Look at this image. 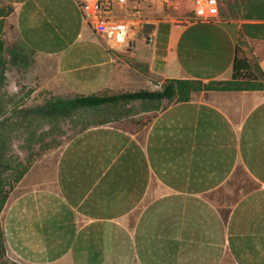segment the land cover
<instances>
[{
    "label": "crops",
    "instance_id": "crops-1",
    "mask_svg": "<svg viewBox=\"0 0 264 264\" xmlns=\"http://www.w3.org/2000/svg\"><path fill=\"white\" fill-rule=\"evenodd\" d=\"M0 3L39 77L68 99L145 89V77L228 80L239 46L264 71V26H244L264 19L159 4L116 44L76 0ZM36 165L1 212L20 264H264V89L196 92L134 132L91 126Z\"/></svg>",
    "mask_w": 264,
    "mask_h": 264
},
{
    "label": "trees",
    "instance_id": "trees-1",
    "mask_svg": "<svg viewBox=\"0 0 264 264\" xmlns=\"http://www.w3.org/2000/svg\"><path fill=\"white\" fill-rule=\"evenodd\" d=\"M13 12L14 7L12 5L7 4L0 7V19H3L5 16H10ZM227 12L231 18L263 20L264 0H227ZM246 25H252L256 28L264 26L262 23L244 24L245 27ZM21 47L26 49L24 45H21ZM0 65L3 69L0 73V84H2L4 71L6 70V65L2 58H0ZM263 89V69L257 60L250 59L239 46L237 47L233 62L231 79L209 82H203L198 79H167L161 84V87L156 89L122 90L117 93L105 95H77L71 99L51 101L50 105H48L49 113L40 117L39 120H36V116H38L36 113L25 111H22L21 117H17V119L12 117L17 111L10 110V106L7 109V104L11 105L13 99L0 95V143L4 146L0 158V212L9 199V194H3L2 191L4 183H6L5 178L7 182L8 179L14 178V183L16 184L29 169V166L25 165L23 168L18 169L21 165L20 162L5 159V155L11 150L10 143L15 128L22 129L27 133L26 141L29 147L32 146L31 144L33 142L42 140L44 136L59 131L60 121L62 119H70L71 124L75 128H79L77 133L91 126L102 124H113L122 129L134 132L148 125L161 110L173 102L188 101L196 92ZM131 103L134 105L137 104L138 107L127 108L126 106ZM139 112L147 114L135 118L133 113L136 114ZM43 123L49 124L50 129L38 134L37 128ZM8 169H16L13 178L11 177L12 175H8L7 177L2 176ZM7 251L4 231L0 220V256H4ZM0 264L7 263L0 261Z\"/></svg>",
    "mask_w": 264,
    "mask_h": 264
},
{
    "label": "rangeland",
    "instance_id": "rangeland-1",
    "mask_svg": "<svg viewBox=\"0 0 264 264\" xmlns=\"http://www.w3.org/2000/svg\"><path fill=\"white\" fill-rule=\"evenodd\" d=\"M77 5L80 9L78 3ZM2 6L4 5L0 3V7ZM170 7L179 12H184L185 10L190 11L193 8V0H171ZM219 16L229 18L227 12V0H220ZM14 22L15 16H5L3 19H0V58H2L6 65V70L3 75V83L0 84V95H2V97L5 96L6 98L8 97L13 99L11 105L7 104V109L10 106V110L17 111L16 114L12 115V117L17 119V117H21L22 111H25L36 113L38 115L36 116V120H39L40 117L49 113L48 105H50L51 101L68 99L70 98V95L60 86L49 85L46 83L43 76L42 78L39 77L31 53L28 50L23 49L18 41L17 30L12 26ZM2 70V66L0 65V73ZM146 80L147 77H145L144 82V85L146 86L145 89L158 88V85ZM129 84L131 86L129 85L125 90H139L142 87L139 83ZM135 106L138 107L137 104L134 105L131 103L126 107L135 108ZM144 114L147 113H133V116L135 118H139ZM37 129L38 134H40L46 130L48 131L50 129V125L43 123ZM78 129V127L75 128V126L71 124L70 119H62L60 121L59 131L54 134L50 133L44 136L42 140L33 142L31 144L32 146L29 147L26 141L27 133L22 129L15 128L10 143L11 150L7 152L5 159L8 161L14 160V162H20L21 165L18 169L23 168L24 165L29 166V169L23 175L22 179L28 173L29 178V176L31 177L33 174V171L31 170H34L33 168H35V165L39 164V162L42 161L44 163H49V166H51L60 150L78 132ZM3 147L2 143H0V158ZM15 171L16 169H8L2 176L7 177L8 175H12L11 177L13 178ZM5 180L6 183H4L2 191L3 194H9L10 197L11 193L21 180L16 184L14 183V178L10 180L8 179V182L10 183L7 182L6 178ZM0 261L6 262L7 264H20L14 260L9 251L5 252L4 256H0Z\"/></svg>",
    "mask_w": 264,
    "mask_h": 264
},
{
    "label": "built area",
    "instance_id": "built-area-1",
    "mask_svg": "<svg viewBox=\"0 0 264 264\" xmlns=\"http://www.w3.org/2000/svg\"><path fill=\"white\" fill-rule=\"evenodd\" d=\"M86 22L103 36L111 38L116 44L126 43L134 19L143 21L144 9H153L159 4H171V0H77ZM123 6L124 15L116 12ZM129 5V8H125ZM220 0H193V14L196 19L212 20L219 16Z\"/></svg>",
    "mask_w": 264,
    "mask_h": 264
},
{
    "label": "water",
    "instance_id": "water-1",
    "mask_svg": "<svg viewBox=\"0 0 264 264\" xmlns=\"http://www.w3.org/2000/svg\"><path fill=\"white\" fill-rule=\"evenodd\" d=\"M150 81L153 82L154 84L158 85V86L161 84L160 81L155 80V79H150Z\"/></svg>",
    "mask_w": 264,
    "mask_h": 264
}]
</instances>
